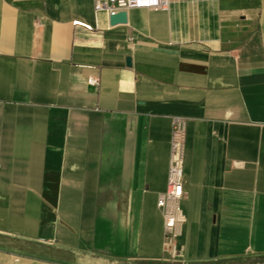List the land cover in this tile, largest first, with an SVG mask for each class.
I'll list each match as a JSON object with an SVG mask.
<instances>
[{
  "label": "crops",
  "instance_id": "1",
  "mask_svg": "<svg viewBox=\"0 0 264 264\" xmlns=\"http://www.w3.org/2000/svg\"><path fill=\"white\" fill-rule=\"evenodd\" d=\"M127 12L0 0V264H264V0Z\"/></svg>",
  "mask_w": 264,
  "mask_h": 264
},
{
  "label": "built area",
  "instance_id": "2",
  "mask_svg": "<svg viewBox=\"0 0 264 264\" xmlns=\"http://www.w3.org/2000/svg\"><path fill=\"white\" fill-rule=\"evenodd\" d=\"M169 0H95L96 11H106L110 16L132 8L168 9ZM93 82H97L96 79ZM187 122L183 117L173 121V136L171 140V164L168 173V185L158 197V207L164 219V235L166 251L172 256H179L175 239L178 226L184 222L182 207L185 190V141Z\"/></svg>",
  "mask_w": 264,
  "mask_h": 264
},
{
  "label": "water",
  "instance_id": "3",
  "mask_svg": "<svg viewBox=\"0 0 264 264\" xmlns=\"http://www.w3.org/2000/svg\"><path fill=\"white\" fill-rule=\"evenodd\" d=\"M128 21V12L123 11L116 15L111 16V23L112 25L119 24V23H126ZM128 62H130V58H128Z\"/></svg>",
  "mask_w": 264,
  "mask_h": 264
},
{
  "label": "trees",
  "instance_id": "4",
  "mask_svg": "<svg viewBox=\"0 0 264 264\" xmlns=\"http://www.w3.org/2000/svg\"><path fill=\"white\" fill-rule=\"evenodd\" d=\"M254 260H252V261H250V260H247V261H244V263L243 264H253L254 262H253Z\"/></svg>",
  "mask_w": 264,
  "mask_h": 264
}]
</instances>
